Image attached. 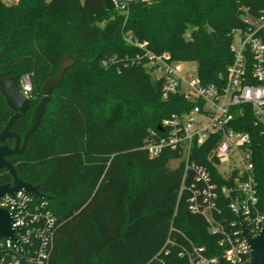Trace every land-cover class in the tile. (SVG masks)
Masks as SVG:
<instances>
[{
    "label": "trees",
    "instance_id": "trees-1",
    "mask_svg": "<svg viewBox=\"0 0 264 264\" xmlns=\"http://www.w3.org/2000/svg\"><path fill=\"white\" fill-rule=\"evenodd\" d=\"M262 9L264 0H129L112 11L104 0H0V73L18 80L28 74L33 84L31 109L12 132L24 137L44 82L62 61L71 64L24 153L8 158L49 197L45 209L55 224L48 264H191L186 252L193 247L207 257L222 254L220 236L189 210V193L179 197L184 167L171 166L175 154L151 159L143 150L150 130L184 102L162 100L160 81L145 61L136 62L138 45L195 63L203 85H222L233 60L231 32L244 28L245 11L257 17ZM244 109L236 130L250 136L264 214V126ZM12 116L0 94V132ZM218 141L194 147L192 161L219 181L207 160ZM10 181L0 170V185ZM217 207L218 222L238 231L229 200L220 197Z\"/></svg>",
    "mask_w": 264,
    "mask_h": 264
},
{
    "label": "built area",
    "instance_id": "built-area-1",
    "mask_svg": "<svg viewBox=\"0 0 264 264\" xmlns=\"http://www.w3.org/2000/svg\"><path fill=\"white\" fill-rule=\"evenodd\" d=\"M129 0H113L116 8L124 10ZM243 29L231 32L232 63L222 85H203L197 76L168 54L157 55L139 44L148 73L160 81L161 98L182 99L179 112L165 118L158 129L150 130L143 150L151 159L168 151L175 154L170 162L183 165L184 175L179 197L189 193L188 207L193 214L203 216L212 235H219L222 254L207 257L204 248L193 247L186 252L191 264H244L250 247L241 235V219L252 236L264 226V214L259 210L258 185L252 163L251 139L236 130L239 118L249 106L255 125L264 126V9L254 17L247 11L242 15ZM131 41V40H128ZM20 92L27 98L33 91L31 76L18 80ZM219 136L216 147L207 158L216 168L220 180H215L208 168L192 161L194 147L203 145L210 137ZM192 175V177L190 176ZM189 183V184H188ZM220 197L229 200V209L238 219L239 230H226L216 219ZM45 200L25 192L5 196L0 208L12 218L15 238L0 240V264H48L54 245L55 221L45 209Z\"/></svg>",
    "mask_w": 264,
    "mask_h": 264
},
{
    "label": "water",
    "instance_id": "water-1",
    "mask_svg": "<svg viewBox=\"0 0 264 264\" xmlns=\"http://www.w3.org/2000/svg\"><path fill=\"white\" fill-rule=\"evenodd\" d=\"M106 10L112 11L116 7L113 0H104ZM207 30V29H206ZM2 54L0 52V62ZM71 64L63 61L60 65V71L57 75L47 79L42 86V99L33 112L31 126L23 138L17 133L12 132L13 124L31 109V101L25 97L18 88V79L15 77H7L0 73V94L4 97L7 106L13 112V116L5 128L0 132V143L11 139L14 140V146H0V170H6L11 181L5 185H0V200L5 196L14 195L17 192H25L26 194L40 200H49V197L41 194L39 188L31 183L25 182L20 172L8 160V158L24 153L31 136L37 131L41 124L42 118L46 113L47 104L50 101L51 94L58 89L64 79L66 70ZM161 131V127H158ZM241 235L250 247V255L244 264H264V226L257 236H252L246 224L240 219ZM15 232L12 230V218L10 213L0 208V240L14 239ZM220 264H226L220 258Z\"/></svg>",
    "mask_w": 264,
    "mask_h": 264
},
{
    "label": "rangeland",
    "instance_id": "rangeland-1",
    "mask_svg": "<svg viewBox=\"0 0 264 264\" xmlns=\"http://www.w3.org/2000/svg\"><path fill=\"white\" fill-rule=\"evenodd\" d=\"M4 2H6V3H11V1H13V0H3ZM81 1H83V0H81ZM194 33V31L193 30H189L188 32H187V36L188 37H190L192 34ZM68 60H70V59H68ZM68 60H64V61H66L67 63H69L68 62ZM63 62V61H62ZM184 68L185 69H188L191 73H193L194 74V72H195V70H196V64L195 63H192V62H188V63H186L185 65H184ZM60 71V70H59ZM59 73V72H58ZM171 166L172 167H175L176 166V163H171Z\"/></svg>",
    "mask_w": 264,
    "mask_h": 264
}]
</instances>
